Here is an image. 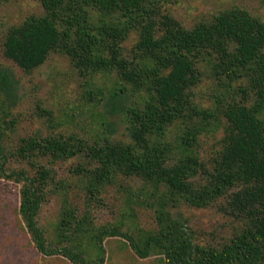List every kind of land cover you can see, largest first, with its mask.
Instances as JSON below:
<instances>
[{
	"label": "rangeland",
	"instance_id": "374dc122",
	"mask_svg": "<svg viewBox=\"0 0 264 264\" xmlns=\"http://www.w3.org/2000/svg\"><path fill=\"white\" fill-rule=\"evenodd\" d=\"M146 1L157 21L156 38L163 34L161 23L165 18L188 30L211 22L222 12L241 10L264 23V0ZM45 16L37 0H0V68L7 69L5 85L0 83V122L7 123L3 142L7 167L10 171L23 170L31 178L36 167L50 170L36 217L48 245L77 250L79 244L84 258L95 262L98 251L89 238L93 231L116 228L142 244L157 228L156 211L163 209L188 229L198 247L220 250L227 246L247 224L244 215L228 207L229 192L209 195L206 204L191 206L183 198L173 196L163 184L157 188L152 182L119 172L109 183L91 188L97 163L84 151L68 157L35 152L26 158L16 152L21 140L28 137H73L86 145L132 143L126 109H142L150 97L144 88H134L123 81L114 67L84 69L59 49L51 51L42 64L32 69L21 68L6 58L3 44L7 33L30 17ZM103 21L123 32L118 43L120 56L136 60L140 24L116 15L103 17L90 0L72 14H65L55 25L75 44L79 35ZM94 56L106 57L101 47L95 48ZM140 61L144 64L145 60L135 62ZM194 76L182 115L166 124L162 133L147 135L146 142L161 153L168 166L175 165L177 159L195 156L196 172L192 170L191 180L204 185L209 182V172L221 154L228 131L223 107L230 101L252 106L254 97L249 94L245 100L238 92V88L247 86V78L227 87L211 70V63H197ZM18 189L19 185L0 178V264H75L63 256H44L34 248L17 213ZM69 210L73 211V224L61 237L60 222ZM86 219L88 235L74 232L78 222ZM102 246L104 264H164L162 255L155 251L146 258L138 257L121 237L105 238Z\"/></svg>",
	"mask_w": 264,
	"mask_h": 264
},
{
	"label": "trees",
	"instance_id": "16d2710c",
	"mask_svg": "<svg viewBox=\"0 0 264 264\" xmlns=\"http://www.w3.org/2000/svg\"><path fill=\"white\" fill-rule=\"evenodd\" d=\"M37 1L46 16L30 17L7 33L3 44L6 58L21 68L32 69L42 64L51 51L59 49L84 69L97 71L114 67L123 81L134 88H144L150 97L142 109H126L132 143L86 145L73 137H28L21 140L16 152L26 158L35 152L68 157L76 151H84L97 163L91 188L109 183L119 172L152 182L157 188L163 184L173 196L183 198L191 206L206 204L209 195L229 192L228 207L244 215L247 224L244 231L222 249L201 248L195 245L183 224L159 209L155 213L157 228L142 244L116 228L93 231L89 238L98 251L95 262L84 258L78 250L79 244L77 250L68 246L50 247L36 221L41 191L50 170L36 167L34 178L23 170H8L3 146L7 123L2 120L0 178L19 185L17 213L34 248L44 256H63L75 264H104V239L121 237L138 257L146 258L155 251L162 255L164 264H264V23L241 10L222 12L211 22L188 30L165 18L161 23L163 34L156 38L157 21L146 0H90L103 17L116 15L140 24L135 55L145 60L143 64L142 61L136 63L135 57L120 56L118 43L123 32L113 24L99 22L91 31L79 35L75 44L56 29L57 20L85 6L87 0ZM96 47H101L106 57H95ZM200 61L211 63V70L227 87L247 78V86L238 88V92L244 99L249 94L254 97L252 106L243 101H230L223 107L228 131L221 154L209 172V182L204 185H196L191 180L192 170L196 172L195 156L177 159L175 165L168 166L161 153L146 142L147 135L162 133L166 124L182 115L187 91L195 82L194 72ZM6 72L7 69L0 68L3 85L7 80ZM72 218L73 211L63 214L61 237L71 228ZM73 231L88 235L87 219L78 222Z\"/></svg>",
	"mask_w": 264,
	"mask_h": 264
}]
</instances>
